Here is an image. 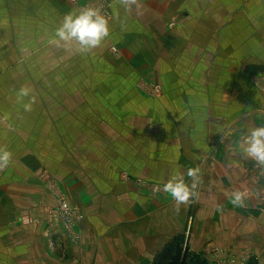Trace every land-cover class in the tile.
<instances>
[{
  "label": "crops",
  "instance_id": "crops-1",
  "mask_svg": "<svg viewBox=\"0 0 264 264\" xmlns=\"http://www.w3.org/2000/svg\"><path fill=\"white\" fill-rule=\"evenodd\" d=\"M90 1L0 0V61L19 57L6 43L44 42V62L49 63L48 54L56 46L48 41L63 17ZM106 1L112 14L109 37L87 53L66 49L73 52L74 64L66 67L59 60L58 81L65 84V77L75 74L70 84L91 80L92 90L135 91V98L112 94L91 103L108 106L112 113L105 119L121 123V137L99 150L94 133L111 130L107 125L98 128L96 121L97 127L84 131L83 121L92 125L98 118L85 115L81 101L74 102L79 108L71 114V120L77 118L75 128L67 129L65 111L57 115L54 108L68 104L62 84L54 89L58 98L36 96L25 121H20L23 107L19 109L17 99L11 100L17 108L10 115L0 101V145L13 159L8 177L0 179V194L8 192L0 199V264H153L180 234L187 235L192 250H203L198 242L207 239L230 250L245 247L264 264V213L255 207L258 199L249 193L243 207H234L229 199L232 191L252 185L237 139L264 125V117L247 115L229 124L201 107L211 105L212 96L219 100L213 105L224 104L228 90H248L249 75L264 74V0H141L139 14ZM112 47L119 49V57L112 55ZM8 67L0 68V74L17 66ZM141 78L162 85L166 96L142 93L137 84ZM15 83L19 89L20 82ZM241 92L236 98L246 101ZM258 104L256 99L253 105ZM43 106L51 112L39 108ZM213 120H223L220 132L212 131ZM196 121L204 129L202 137L195 134ZM212 139H217L215 145ZM83 147L90 148L85 158ZM72 149L83 165L75 162L72 174L57 182L62 191H54L36 171L51 169L49 162L45 165L48 155ZM210 153L218 155L214 164L206 159ZM194 166L201 168L199 196L177 211L174 201L154 187L174 169L184 172ZM57 194L84 211L76 213L80 218L73 232L48 213L46 207L57 203ZM24 210L30 213H19Z\"/></svg>",
  "mask_w": 264,
  "mask_h": 264
},
{
  "label": "rangeland",
  "instance_id": "rangeland-1",
  "mask_svg": "<svg viewBox=\"0 0 264 264\" xmlns=\"http://www.w3.org/2000/svg\"><path fill=\"white\" fill-rule=\"evenodd\" d=\"M67 2L71 3L72 5H77V3H73L70 0H66ZM83 0H81L78 4H80ZM106 0H91L88 2L85 6L87 7H96L99 8L108 18V20L111 18L112 14L108 11H110L108 5H107ZM81 5V4H80ZM83 6L82 9L85 7ZM109 8V9H108ZM81 10V9H80ZM173 22V21H172ZM174 25V22L172 26ZM8 48L10 47V50L12 48H16L19 57L15 56L8 61H4V59H1L0 61V68H11L12 66H17L14 68L9 69L8 72L4 74H0V101L2 102V106L4 112H7L6 115H10V112L13 108L17 107H12L11 106V100L16 99V92H17V86H16V81L20 82V85H25V84H39L40 87H34L35 89V94L36 96H39L41 99L42 98H51L53 99L54 97L58 98L59 91H54L55 88H58L60 84L64 86L66 89V99L65 101H68L67 105H62V104H57L54 108L56 110V114L59 115L60 113L63 114L62 112L65 111V114L67 116L68 122H67V129H74L76 120H71L72 116L71 114H74V110L76 109L78 112L79 106L74 103L75 101L80 103V101L83 104V111L86 113L85 115L92 114L97 120L91 123L87 124L85 121H83L81 124L83 126V130L85 131L88 126H95L98 128L103 126H108L109 130H106L104 132L96 131L97 133H94V141H97L99 150L101 149H106L108 146L112 144V141L116 137H121L120 135V130H122L121 123L118 121L112 120L111 117L106 118L105 117L112 112L110 110H107L106 105L102 104H97V105H91L92 100H98V99H106V98H111V95L114 94L117 97H123V98H135V91H131L128 87V89H97V90H92L89 88L88 85H90L91 80H81V83H72L70 84L71 81L74 80L75 74H72L70 77H65L66 83L63 84L62 82L58 81L59 78V67L58 63L59 60L61 61L62 65L66 67H70L74 64V60L72 58L73 52H69L63 47H55L51 48L52 53L48 54V57L51 58L50 62L45 63L44 62V57H43V47L44 42H31V43H13L12 47L10 43H6ZM47 46V45H46ZM35 49H38L37 51H34ZM8 51V53L10 52ZM112 55L119 57L120 56V51L117 47H112ZM37 71H39V74H35ZM82 75V74H79ZM14 78L15 80H13ZM103 81V79H101ZM140 81L137 83L138 87L140 88V91L142 93H146L152 98H159L160 96H166V90L160 85L159 83H155L153 81H150L147 78H141L139 79ZM249 85L250 88L241 90V89H232L227 91V101L220 102V104L213 105L212 101H216L219 103V100H216L212 96V101H209L211 105L209 106H201L202 109H209L211 115L217 116L219 119L220 117L227 118L226 120L227 123H234L237 120H239V117H245L247 115L251 116H262L264 117V74L262 73H251L249 75ZM2 84V85H1ZM19 85V88H20ZM71 86H77L81 87V89H69ZM256 87L254 88L253 87ZM47 86V88H45ZM50 86L51 88H48ZM53 88V89H52ZM54 91V94H53ZM242 91V92H241ZM241 92V95H243V98L246 101H243V99L236 98V95ZM258 94V97H256ZM163 95V96H162ZM64 96L63 93H61V97ZM256 99H259V104L257 106L253 105V102L256 101ZM261 100V103H260ZM64 102V101H63ZM42 103V102H41ZM50 103V102H48ZM242 103V105H240ZM22 108V105L19 106V109ZM34 108V107H33ZM40 109H45L47 110L46 112H51L50 107L48 106H43L39 107ZM174 109V108H173ZM61 111V112H60ZM33 111L27 115L26 112H23L20 110V121H25L27 118H30V114ZM174 111L170 109L169 114H173ZM98 114V116L96 115ZM168 114V115H169ZM5 115V117H6ZM202 115V114H200ZM220 116V117H219ZM228 116V117H227ZM197 117V116H196ZM12 119L16 121L18 119V116L15 114ZM58 120V119H57ZM231 120V121H230ZM98 121V122H96ZM94 122H96L95 125ZM199 121H196L195 125V134L202 135L204 134L203 132V127L202 124H197ZM223 120L220 123V121H212L210 126H212V131L214 133H217L219 131V128L222 129V124ZM42 124V123H41ZM186 124H190V122H187ZM43 125V124H42ZM58 126V121L55 124ZM78 126L80 125V122L77 124ZM95 129V128H94ZM244 129H246L244 127ZM230 128L228 127L227 132H229ZM220 132V131H219ZM244 137H241L237 139L238 144H242ZM217 140V139H216ZM216 140L213 141L212 139V145L216 144ZM234 140V139H233ZM87 141V139L84 138V143ZM229 143L233 145L234 143ZM235 142V141H233ZM226 143V141H225ZM90 148H84L83 147V157L85 158L86 152L89 151ZM228 157V155H226ZM206 159H209L211 161V164H214L215 161L218 159L217 153L209 154ZM13 161V159H12ZM228 161V158H227ZM240 161L243 162L244 166V173L246 175H249V182L252 183L250 187H246L248 192L254 193L253 196H255L258 200L255 203L257 209L259 210L260 213H264V172L260 170L258 166H256L251 160L245 159L244 157L240 158ZM49 162V165L51 169L48 168H40L36 171V174L40 176L39 179L47 181V183H50L51 189L57 190L62 189L60 188V181L61 175L63 176H69L72 174V172L75 170V162L77 163V167L82 166L83 162L78 159V153H77V159L76 155L74 153V149H72L71 152L67 151V153H61V154H55V155H48V161L46 162L45 165ZM44 165V166H45ZM13 167L12 162L10 165L3 170H0V179L8 177L7 174L9 175L10 169ZM60 168V169H58ZM19 172L18 170H15ZM7 172V174H5ZM60 175V177H58ZM142 179L140 178L139 183H142ZM59 184H58V183ZM140 185V184H139ZM7 189V188H6ZM9 191V190H8ZM7 191L4 190L0 194V199L4 198L7 195ZM259 193V194H258ZM8 196V195H7ZM59 194H57V203L55 205H52L51 207H46L48 209V213H71L69 217V221L71 222V226H68V230L72 231V227L75 224V217L74 213H84L83 209H81L79 206H76L75 204L70 203V201L65 197L64 194H60V197H58ZM65 206V208L63 207ZM42 207L41 205H39ZM38 206V207H39ZM38 207H35L36 209ZM29 210H32L29 209ZM19 213H30L29 211H19ZM27 220V219H26ZM193 219H189V226L192 225ZM68 231V232H69ZM263 234H264V229L262 228ZM175 240V241H174ZM172 242H170V246L168 248H165L164 251L162 252L160 257H156L154 260L153 264H198L200 261H205L208 264H249L252 261L256 262L259 264L258 259L255 257L253 254L250 252H245L244 248H240L239 251L233 250L224 245L215 243L214 241L208 242L207 239H202L198 244H200V251H195L192 250L190 247L189 242L187 241V235H182L177 236ZM239 248V247H238ZM251 256V257H250ZM255 256V257H253ZM263 257V255H262Z\"/></svg>",
  "mask_w": 264,
  "mask_h": 264
},
{
  "label": "clouds",
  "instance_id": "clouds-1",
  "mask_svg": "<svg viewBox=\"0 0 264 264\" xmlns=\"http://www.w3.org/2000/svg\"><path fill=\"white\" fill-rule=\"evenodd\" d=\"M115 2L129 13L135 10L139 14L142 8L141 0H115ZM109 35L110 22L107 16L99 8L85 6L82 10L68 12L48 42L57 47L87 53L100 47ZM16 99L22 104L24 112H31L36 103L35 90L26 85L21 86L16 92ZM241 147L243 157L251 160L264 172V125L250 128ZM11 162V151L6 146L0 145V170L8 167ZM201 184V168L194 166L188 167L184 172L174 169L165 181L155 185L154 191L169 196L174 201L176 210L179 211L181 205L198 198V188ZM248 194L247 189L232 191L229 196L231 204L234 207H243Z\"/></svg>",
  "mask_w": 264,
  "mask_h": 264
},
{
  "label": "built area",
  "instance_id": "built-area-1",
  "mask_svg": "<svg viewBox=\"0 0 264 264\" xmlns=\"http://www.w3.org/2000/svg\"><path fill=\"white\" fill-rule=\"evenodd\" d=\"M70 1L78 4L81 0H70ZM63 207L65 208L64 205H63ZM52 214H54L55 217H57L58 219H61L67 228L71 224V222L69 221V217H68L71 213H52ZM74 217H75V224L73 225L71 230L74 229V226L77 224V222L80 218V216L76 215V213H74Z\"/></svg>",
  "mask_w": 264,
  "mask_h": 264
},
{
  "label": "trees",
  "instance_id": "trees-1",
  "mask_svg": "<svg viewBox=\"0 0 264 264\" xmlns=\"http://www.w3.org/2000/svg\"><path fill=\"white\" fill-rule=\"evenodd\" d=\"M198 264H208V263H206L205 261H200V262H198ZM249 264H257L256 262H254V261H252L251 263H249Z\"/></svg>",
  "mask_w": 264,
  "mask_h": 264
}]
</instances>
